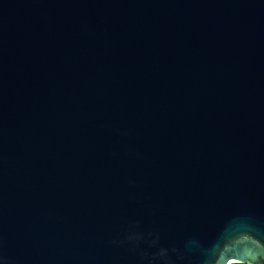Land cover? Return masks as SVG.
<instances>
[{"label": "water", "instance_id": "water-1", "mask_svg": "<svg viewBox=\"0 0 264 264\" xmlns=\"http://www.w3.org/2000/svg\"><path fill=\"white\" fill-rule=\"evenodd\" d=\"M264 264V0H0V264Z\"/></svg>", "mask_w": 264, "mask_h": 264}, {"label": "clouds", "instance_id": "clouds-1", "mask_svg": "<svg viewBox=\"0 0 264 264\" xmlns=\"http://www.w3.org/2000/svg\"><path fill=\"white\" fill-rule=\"evenodd\" d=\"M257 264H261V261L260 260H257Z\"/></svg>", "mask_w": 264, "mask_h": 264}]
</instances>
